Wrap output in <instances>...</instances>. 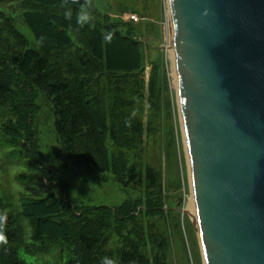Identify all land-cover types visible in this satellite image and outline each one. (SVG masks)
Wrapping results in <instances>:
<instances>
[{"label": "trees", "instance_id": "trees-1", "mask_svg": "<svg viewBox=\"0 0 264 264\" xmlns=\"http://www.w3.org/2000/svg\"><path fill=\"white\" fill-rule=\"evenodd\" d=\"M85 3L0 0V147L11 149L8 162L28 169L18 175L22 195L0 197V212L8 217L0 264H38L24 256L46 261L50 255L57 256L50 264H102L104 257L117 264H168L166 238L153 232L154 225L144 231L138 223L163 216L160 175L137 160L145 92L153 107L162 95L164 63H152L146 81L145 44L134 26L101 12L96 0H88L90 19L81 26L77 15ZM19 23L31 29L37 45ZM120 49L121 62L115 56ZM41 92L52 105L63 155L123 188L144 187L141 197L110 207L82 205L70 196L68 183L40 151L35 117Z\"/></svg>", "mask_w": 264, "mask_h": 264}, {"label": "water", "instance_id": "water-1", "mask_svg": "<svg viewBox=\"0 0 264 264\" xmlns=\"http://www.w3.org/2000/svg\"><path fill=\"white\" fill-rule=\"evenodd\" d=\"M168 4L205 264H264V0Z\"/></svg>", "mask_w": 264, "mask_h": 264}, {"label": "rangeland", "instance_id": "rangeland-1", "mask_svg": "<svg viewBox=\"0 0 264 264\" xmlns=\"http://www.w3.org/2000/svg\"><path fill=\"white\" fill-rule=\"evenodd\" d=\"M96 1L101 12L107 13L113 19L131 23L136 31L135 37L143 40L146 81L150 76L151 64L160 60L164 63L162 95L153 107L148 102L147 91L145 92L143 148L137 160L142 168L151 166L160 175V188L164 196L163 216L141 219L138 222L139 229L145 231V227L154 225L153 232L166 238L168 264H205L197 226L190 209L194 196L187 143L180 116L175 61L171 51L167 50L172 46L168 0ZM131 16L137 17L138 22L133 23ZM18 27L33 46L37 45L30 28L22 23ZM151 43L155 48L150 46ZM115 56L119 62L125 59L121 49L115 52ZM37 102L40 111L35 117V126L40 151L47 167L68 183L72 198L82 205L115 207L130 198L142 196L144 187L132 186L134 190L132 187L123 188L112 176L92 172L83 165L73 164L65 157L54 128L53 108L46 94L41 92ZM2 113L0 109V123ZM0 137H3L1 132ZM10 151L11 149L0 147V197L13 196L16 200L23 193L18 175L26 173L28 169L25 164L15 165L8 162L7 154ZM182 210L188 212L184 213ZM24 258L28 262L46 264L47 261L50 264L57 256L50 255L46 257V261L40 257Z\"/></svg>", "mask_w": 264, "mask_h": 264}, {"label": "clouds", "instance_id": "clouds-1", "mask_svg": "<svg viewBox=\"0 0 264 264\" xmlns=\"http://www.w3.org/2000/svg\"><path fill=\"white\" fill-rule=\"evenodd\" d=\"M88 8V0L84 5H81V11L77 15V23L81 26L84 25L89 19L90 15L87 11ZM7 212H0V245L7 243V236L3 232L2 228L7 223ZM102 264H117V261L114 258L104 257L102 260Z\"/></svg>", "mask_w": 264, "mask_h": 264}, {"label": "bare ground", "instance_id": "bare-ground-1", "mask_svg": "<svg viewBox=\"0 0 264 264\" xmlns=\"http://www.w3.org/2000/svg\"><path fill=\"white\" fill-rule=\"evenodd\" d=\"M168 17H169V26H170V28H171V25H170V11H168ZM172 34V33H171ZM172 36V35H171ZM171 44H172V41H171ZM167 48V47H166ZM167 50H169V51H171V54H172V56H174L173 57V59H174V61H175V54H174V48H173V46H171V47H168L167 48ZM177 76V75H176ZM176 81H177V78H176ZM177 86H178V83H177ZM189 157V156H188ZM191 207H190V209L192 210V215H193V218H194V220H195V223H196V226H197V216H196V207H195V203H194V197H192V203H191V205H190Z\"/></svg>", "mask_w": 264, "mask_h": 264}, {"label": "built area", "instance_id": "built-area-1", "mask_svg": "<svg viewBox=\"0 0 264 264\" xmlns=\"http://www.w3.org/2000/svg\"><path fill=\"white\" fill-rule=\"evenodd\" d=\"M132 19L137 20V17H133Z\"/></svg>", "mask_w": 264, "mask_h": 264}]
</instances>
